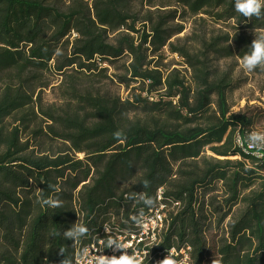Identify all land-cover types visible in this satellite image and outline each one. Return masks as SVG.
Here are the masks:
<instances>
[{
  "label": "trees",
  "instance_id": "trees-1",
  "mask_svg": "<svg viewBox=\"0 0 264 264\" xmlns=\"http://www.w3.org/2000/svg\"><path fill=\"white\" fill-rule=\"evenodd\" d=\"M131 1L0 0V79H6L0 85V264H60V250L73 264L76 248L103 225L125 226L131 216L155 209L159 190L168 221L163 249L189 246L191 264H264V161L235 144L236 133L257 129L250 118L230 114L231 79L215 76L207 64L211 55L234 53L214 42L200 56L182 53L193 71V91L174 74L162 78L144 68L145 46L181 52L167 42L183 28L168 34L157 18L138 44L129 35L111 44L109 35L136 33ZM155 1L264 31V17L245 18L235 0H149V7ZM225 39L239 60L250 52L251 38L237 33ZM123 56L131 61L127 82L146 87L132 102L72 84L64 89L65 107L34 100L30 87L38 75L104 73ZM159 90L165 97L155 99ZM134 103L150 105L149 120H127ZM39 117L45 128L26 139ZM206 150L239 161L207 158ZM216 192L224 205L207 208L220 213L216 226L224 238L209 246L205 235L213 222L198 200ZM133 195L137 199H129ZM48 198L63 206L51 209L43 203ZM73 224L89 229L80 242L63 237Z\"/></svg>",
  "mask_w": 264,
  "mask_h": 264
},
{
  "label": "rangeland",
  "instance_id": "rangeland-1",
  "mask_svg": "<svg viewBox=\"0 0 264 264\" xmlns=\"http://www.w3.org/2000/svg\"><path fill=\"white\" fill-rule=\"evenodd\" d=\"M91 0H85V2ZM149 0H132L129 6L134 16V30L136 33L123 30L120 34L109 35L108 40L111 44H115L117 40L129 35L133 38V42L138 44L141 36L150 34V27L155 25L157 18L161 24H166L165 29L168 34L174 33L179 27L183 28V32L172 37L167 44H172L174 48L181 52H174L165 46L161 50L152 51L150 46L146 45L145 67L147 70H157L162 78H166L174 74V76L184 82L185 86L191 91L195 88L193 71L188 65L189 58L183 56H200L203 46L209 43H216L221 48L230 49L234 55L231 57H219L220 55L209 56L208 69L213 71L217 77L224 75L231 79L229 91H227V102L230 114L243 116L252 120L251 128L257 131H264V73L257 71L247 72L242 69L241 60L236 55V48L233 42L226 41V37L231 39L235 34H240L254 40L255 35H264V31L251 30L246 25L237 26L234 21H217L216 17L208 15L194 16L186 9L183 10L176 3H163L155 1V6L148 5ZM161 4H167V7H161ZM149 12L153 14H149ZM174 16V19L171 17ZM151 18L152 22L148 19ZM163 20H162V19ZM120 35V36H119ZM143 49H145L143 47ZM131 63L126 56L114 61L110 65H106L107 72L104 73H67L71 74L70 78L65 75L57 74H41L38 75L33 84L31 91H34V100L40 97L44 106L65 107L64 89L70 84L76 85L82 92H90L92 94H100L107 97L119 98L121 102L129 100L132 102L131 96L139 94L141 90L145 91V86L140 83L127 82L130 76L126 68ZM5 78L0 79V85ZM126 84H130L126 87ZM154 98L159 99L165 97V90H159L154 93ZM153 98V99H154ZM154 99V100H155ZM176 101V100H175ZM150 103H154L149 100ZM150 105L134 103L130 112L126 116L129 121H147L150 113ZM155 114V113H154ZM45 119L39 117L30 129L25 133L26 139H32V132L42 131L45 128ZM10 123V122H9ZM36 130V131H34ZM30 145L34 144L33 140H29ZM207 158H215L218 160H229L232 162L239 161L238 158H218L213 156L208 150L203 153ZM82 158V155H78ZM220 185H218V188ZM200 206H202L206 216L213 222L211 230L206 232L205 240L209 246L224 238L223 229L217 228L216 222L220 216L219 212H214L213 208L223 206V198L221 192H216L205 198H200ZM213 204V208H207L209 204ZM210 212H213L211 217Z\"/></svg>",
  "mask_w": 264,
  "mask_h": 264
},
{
  "label": "built area",
  "instance_id": "built-area-1",
  "mask_svg": "<svg viewBox=\"0 0 264 264\" xmlns=\"http://www.w3.org/2000/svg\"><path fill=\"white\" fill-rule=\"evenodd\" d=\"M252 132L254 131L244 132L242 136L236 133L235 144L243 152L251 153L252 156L264 161V149L249 147L248 136ZM156 200L159 205L155 209L148 211L147 214H144V217L149 220V230L147 232H143L135 225L132 219L134 216H131L130 219L126 221L125 226H119V224H105L100 229V232L91 238V242L76 248L73 264H77L78 254L84 248L89 249V255L93 257L102 254L107 256H119L121 254L119 251L114 252L111 248L107 247L109 239H116L127 244V253L142 257L143 264H158V262L164 259L168 254L180 261L181 264H191V249L189 246L181 245L179 248L171 247L169 249H163L161 247L168 223L167 213L164 211L165 206L162 204V190L157 192ZM139 215L141 214L138 213L135 216Z\"/></svg>",
  "mask_w": 264,
  "mask_h": 264
},
{
  "label": "clouds",
  "instance_id": "clouds-1",
  "mask_svg": "<svg viewBox=\"0 0 264 264\" xmlns=\"http://www.w3.org/2000/svg\"><path fill=\"white\" fill-rule=\"evenodd\" d=\"M235 10L242 14L249 20L253 17H264V0H235ZM255 39L250 46V52L245 54L242 58V69L247 72H253L257 69L264 71V35H255ZM117 137L122 134L120 132L115 133ZM248 144L250 148L264 149V132H252L248 136ZM148 186V181L144 182V187ZM129 199H137L135 195L130 196ZM139 199L143 200V203L148 206H155V201L151 197L141 195ZM43 203L55 209L63 206V201L59 198H48L43 200ZM133 221L137 227L143 232L149 230V220L144 217L143 214L134 216ZM89 233V229L83 224H73L68 230L63 232V237L66 240H72L73 242H80L86 238ZM107 247L111 248L114 252L119 251V256L112 255H100L90 256L89 249L84 248L78 254L77 264H143V258L139 255H130L127 253L128 245L122 243L116 239H109ZM63 259L60 264H72V260L64 255V251L60 250ZM187 259V258H186ZM158 264H181L180 261L173 258L171 255H167L164 259L160 260ZM214 264V262H213Z\"/></svg>",
  "mask_w": 264,
  "mask_h": 264
}]
</instances>
